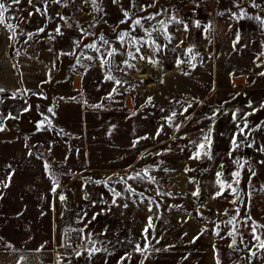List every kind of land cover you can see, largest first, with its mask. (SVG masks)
Segmentation results:
<instances>
[{"label": "rangeland", "instance_id": "rangeland-1", "mask_svg": "<svg viewBox=\"0 0 264 264\" xmlns=\"http://www.w3.org/2000/svg\"><path fill=\"white\" fill-rule=\"evenodd\" d=\"M189 1L0 0L1 252L64 264L63 233L85 208L58 231L56 198L75 179L96 185L100 242L127 166L185 180L173 213L217 264H264V0H210L197 14L202 0ZM29 103L32 132L20 127ZM115 255L97 244L73 264Z\"/></svg>", "mask_w": 264, "mask_h": 264}, {"label": "crops", "instance_id": "crops-1", "mask_svg": "<svg viewBox=\"0 0 264 264\" xmlns=\"http://www.w3.org/2000/svg\"><path fill=\"white\" fill-rule=\"evenodd\" d=\"M3 63V66L7 65L5 61ZM0 83L4 87L11 86ZM31 83L25 81L22 86L33 87ZM126 168V171L130 169ZM116 178L115 200L108 201L106 212L100 213L102 223L105 221L108 227L101 232L98 243L91 228L94 211L88 212V205L93 204L96 185L75 179L73 184L69 183L68 189L61 190L60 200L56 198L55 224L58 231L75 226L77 211L85 208L78 226L84 230L88 249L80 254L98 244L114 247L115 264H217L207 241L197 237L194 229L173 213L175 204L183 206L184 179L176 181L179 184L173 186L172 176L166 174L156 176L136 172ZM106 192L102 194L109 197ZM53 259L52 252L17 255L0 251V264H50Z\"/></svg>", "mask_w": 264, "mask_h": 264}, {"label": "built area", "instance_id": "built-area-1", "mask_svg": "<svg viewBox=\"0 0 264 264\" xmlns=\"http://www.w3.org/2000/svg\"><path fill=\"white\" fill-rule=\"evenodd\" d=\"M210 7V0L197 2L196 11H205ZM65 242L62 249V261L64 264H73L77 255L87 249L85 235L78 227L67 229L64 233Z\"/></svg>", "mask_w": 264, "mask_h": 264}, {"label": "trees", "instance_id": "trees-1", "mask_svg": "<svg viewBox=\"0 0 264 264\" xmlns=\"http://www.w3.org/2000/svg\"><path fill=\"white\" fill-rule=\"evenodd\" d=\"M189 3H193L194 4L196 2H195V0H190ZM193 10H195V9H193ZM198 12L199 11H196L195 13L197 14ZM191 15H193L192 12H191ZM12 50L13 49L10 46L9 47V51H8V53H9L8 55H9L10 58L13 57ZM13 65H14V68H15V76H16L17 82H18V84L21 85L22 82H21V74H20V71L18 70L17 65L15 64L14 61H13ZM52 88H53V83H49L48 82L47 90H49V92H50L52 90ZM39 120H41V117L39 116L38 111L36 109H33L32 103L31 104L29 103L28 110L26 111L25 115L21 117L20 127H23L22 126V123H24L25 125H29V123H30L29 127H31V128H28V129L26 128L25 130L32 132V131L35 130V123H37ZM5 124H6V126H10L11 125V122H9V120H6V123ZM137 171H138L137 169L131 168L128 171H126L125 174H130L131 172H137Z\"/></svg>", "mask_w": 264, "mask_h": 264}, {"label": "snow or ice", "instance_id": "snow-or-ice-1", "mask_svg": "<svg viewBox=\"0 0 264 264\" xmlns=\"http://www.w3.org/2000/svg\"><path fill=\"white\" fill-rule=\"evenodd\" d=\"M113 2H115V0H113ZM4 11H6L5 6H4V4L0 3V23H3L2 17H3ZM124 15L127 17L128 13L125 12ZM121 23H124V21H121ZM134 23L139 25L140 24V20L137 19ZM149 35H150V33H149ZM92 47H94V45H92ZM137 51H139V49H137ZM109 55L111 56L112 53L110 52ZM109 78H111V77H109ZM117 83H119V81H117ZM2 91H3V89H0V92H2ZM49 111H51V109ZM200 147H203V145H201ZM237 175H238V173H237ZM257 239H259V237H257ZM262 247H264V244H262Z\"/></svg>", "mask_w": 264, "mask_h": 264}]
</instances>
